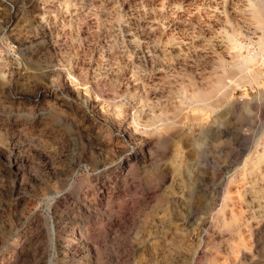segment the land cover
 <instances>
[{
	"label": "rangeland",
	"instance_id": "374dc122",
	"mask_svg": "<svg viewBox=\"0 0 264 264\" xmlns=\"http://www.w3.org/2000/svg\"><path fill=\"white\" fill-rule=\"evenodd\" d=\"M249 3L0 0V264H264Z\"/></svg>",
	"mask_w": 264,
	"mask_h": 264
},
{
	"label": "bare ground",
	"instance_id": "6f19581e",
	"mask_svg": "<svg viewBox=\"0 0 264 264\" xmlns=\"http://www.w3.org/2000/svg\"><path fill=\"white\" fill-rule=\"evenodd\" d=\"M248 6H249L248 10L251 14V17L253 18L256 29H259L261 31V33L258 34V36L256 38L253 37V35L250 36L247 34V37L249 39V42L245 43V48L247 49V53L245 54V56H242L237 60V65H238L239 69L242 71H245L246 75L248 74L252 80H257L259 78V74H260V71L262 69V66H264V0H250V3ZM229 40H230V47L231 48H237L240 50L244 46L242 43L237 42V38L234 36V34L229 35ZM194 97L200 103H202L201 106H199L200 107L199 111H206L207 109L214 108L215 106H217L221 102V97L212 100L206 94L196 93V94H194ZM228 99H229V97H228ZM199 113H201V112H199ZM176 122H177V120L168 121V122L163 123L161 125H157V126H155V128H153L154 130H156L159 133L161 141H163V142L168 141L167 136H169L172 133L173 127L176 125ZM260 158L264 159V154L262 156H260ZM242 170L245 172V161L243 162ZM222 203H223L222 207L220 208L221 211L224 209V206L227 204L226 202L225 203L222 202ZM229 220H231V219H229Z\"/></svg>",
	"mask_w": 264,
	"mask_h": 264
}]
</instances>
